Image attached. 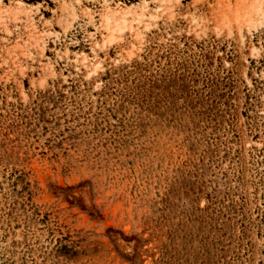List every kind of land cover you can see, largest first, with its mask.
<instances>
[{
  "label": "rangeland",
  "instance_id": "374dc122",
  "mask_svg": "<svg viewBox=\"0 0 264 264\" xmlns=\"http://www.w3.org/2000/svg\"><path fill=\"white\" fill-rule=\"evenodd\" d=\"M0 264H264V0H0Z\"/></svg>",
  "mask_w": 264,
  "mask_h": 264
},
{
  "label": "bare ground",
  "instance_id": "6f19581e",
  "mask_svg": "<svg viewBox=\"0 0 264 264\" xmlns=\"http://www.w3.org/2000/svg\"><path fill=\"white\" fill-rule=\"evenodd\" d=\"M116 13H118V12H116ZM124 15H125L126 17H128V16L130 15V13H125ZM106 21H108V22H109V21H110V19H109V18H107V19H106Z\"/></svg>",
  "mask_w": 264,
  "mask_h": 264
}]
</instances>
